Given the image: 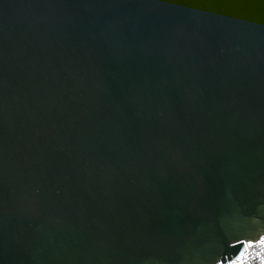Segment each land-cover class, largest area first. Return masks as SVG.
I'll use <instances>...</instances> for the list:
<instances>
[{
  "label": "water",
  "instance_id": "95a60500",
  "mask_svg": "<svg viewBox=\"0 0 264 264\" xmlns=\"http://www.w3.org/2000/svg\"><path fill=\"white\" fill-rule=\"evenodd\" d=\"M264 235V0H0V264H218Z\"/></svg>",
  "mask_w": 264,
  "mask_h": 264
},
{
  "label": "snow or ice",
  "instance_id": "6c2138e0",
  "mask_svg": "<svg viewBox=\"0 0 264 264\" xmlns=\"http://www.w3.org/2000/svg\"><path fill=\"white\" fill-rule=\"evenodd\" d=\"M238 243L243 245L242 249L235 255V258H228L227 264H253V254L249 250L254 246H259V251L255 253V256L261 262H264V235H260L258 240L255 241H238ZM218 264H225V260H219Z\"/></svg>",
  "mask_w": 264,
  "mask_h": 264
},
{
  "label": "built area",
  "instance_id": "2783aa9c",
  "mask_svg": "<svg viewBox=\"0 0 264 264\" xmlns=\"http://www.w3.org/2000/svg\"><path fill=\"white\" fill-rule=\"evenodd\" d=\"M250 253H252V261H253V264H258V257L255 256V253L259 251V248L258 246H254L252 247L250 250ZM227 264V263H225Z\"/></svg>",
  "mask_w": 264,
  "mask_h": 264
},
{
  "label": "clouds",
  "instance_id": "9594fccd",
  "mask_svg": "<svg viewBox=\"0 0 264 264\" xmlns=\"http://www.w3.org/2000/svg\"><path fill=\"white\" fill-rule=\"evenodd\" d=\"M259 248V246H258ZM258 264H264V262H261L259 259H258Z\"/></svg>",
  "mask_w": 264,
  "mask_h": 264
}]
</instances>
